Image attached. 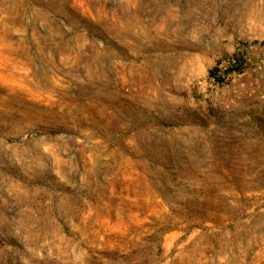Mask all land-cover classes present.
<instances>
[{
	"label": "rangeland",
	"instance_id": "1",
	"mask_svg": "<svg viewBox=\"0 0 264 264\" xmlns=\"http://www.w3.org/2000/svg\"><path fill=\"white\" fill-rule=\"evenodd\" d=\"M0 264H264V0H0Z\"/></svg>",
	"mask_w": 264,
	"mask_h": 264
}]
</instances>
